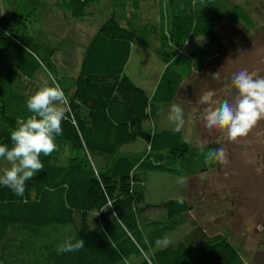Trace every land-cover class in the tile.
Returning <instances> with one entry per match:
<instances>
[{"label":"trees","instance_id":"trees-1","mask_svg":"<svg viewBox=\"0 0 264 264\" xmlns=\"http://www.w3.org/2000/svg\"><path fill=\"white\" fill-rule=\"evenodd\" d=\"M111 2L54 0V8L94 27L78 73L61 75V82L41 58L51 61L53 48L45 52L42 46L23 42L21 39L36 37L11 27V14L2 18L9 19V26H0V144L11 147L10 133L17 122L32 115L26 100L35 93L30 85L41 68L64 90L70 109L62 122L63 134L56 137V150L49 156L41 154L43 171L26 182L24 196L0 186L2 256L11 244L15 264H250L221 233L203 243L185 239L150 251L158 239L175 230L192 205L183 198L158 205L145 203L141 175L157 172L190 178L216 169L218 162L205 164L199 146L182 142V131L142 127L150 117L151 102L124 68L131 46H144L145 42L120 22ZM158 2L161 25L156 52L164 69L151 100L154 105L168 106L186 78L225 50L220 25L240 23L253 29L254 22L235 0ZM197 37H207L210 45L184 53L187 42ZM138 138L146 142L142 152L118 154L123 145ZM60 144L82 155L71 156L66 166L58 165L53 160H57ZM204 145L206 150L218 148L214 142ZM91 152L109 155L111 160L96 166L89 158ZM106 208L110 210L108 217L102 214ZM150 208L163 209L165 219L141 223L140 213ZM92 213L100 219L94 225L89 222ZM79 238L85 241L81 250L58 254L57 245Z\"/></svg>","mask_w":264,"mask_h":264},{"label":"rangeland","instance_id":"rangeland-1","mask_svg":"<svg viewBox=\"0 0 264 264\" xmlns=\"http://www.w3.org/2000/svg\"><path fill=\"white\" fill-rule=\"evenodd\" d=\"M53 2L0 0V26L8 28L9 19L2 18L11 14V27L21 28L28 36L36 37L21 39L23 42L42 46L45 52L53 48L51 61L43 56L41 58L47 61L49 72L61 82V75L66 73L76 76L78 73L94 27L89 22L70 18L54 8ZM235 2L248 10L254 28L248 29L240 23L234 26L220 25L218 32L226 45L225 50L207 61L200 72L186 78L172 102L183 108L185 124L182 133L189 144L199 146L201 143L214 142L218 148L226 150L228 163L218 162L216 169L185 178L183 184L178 182V177L146 172L141 175V185L144 202L147 204L158 205L163 201L183 198L192 205L190 212L180 217L181 223L175 230L164 237L169 243L159 244L150 251L185 239L203 243L208 237L221 233L234 244L248 263L264 264V119L259 120L247 136L230 142L226 132L207 130L201 118V114L209 107H216L224 100L235 102L238 92L231 83L235 73L247 70L256 77H264V0ZM111 3L120 22L145 42L144 46H131L124 68L130 79L146 91L151 102L150 117L143 121L142 127L150 131L174 129L175 125L168 119L172 103L160 106L154 105L151 100L164 69V62L156 52L160 46L158 32L161 25L158 0H112ZM101 14L98 11V15ZM97 19L93 22L97 23ZM209 45L207 37H197L190 39L182 51L188 53L199 46ZM217 71L220 72L219 80L212 76ZM32 80H36L30 85L34 91L38 90L44 80L52 85V80L42 68L34 74ZM60 145L55 154L57 160H53L58 165L66 166L71 156L82 155L68 145ZM145 148L146 142L138 138L123 145L118 154L133 155ZM89 158L96 166L107 165L111 160V156L99 152L89 153ZM7 166L6 160H0V172ZM109 211L106 208L102 214L108 217ZM164 219L165 211L161 208H150L139 215L141 223ZM99 220L97 213L90 214L91 225ZM2 246L0 264H15L11 244L3 256Z\"/></svg>","mask_w":264,"mask_h":264},{"label":"clouds","instance_id":"clouds-1","mask_svg":"<svg viewBox=\"0 0 264 264\" xmlns=\"http://www.w3.org/2000/svg\"><path fill=\"white\" fill-rule=\"evenodd\" d=\"M212 76L219 80L220 72ZM231 83L238 92L235 102L224 100L216 107H209L201 114V118L207 130L226 132L228 140L236 142L238 138L247 136L259 120L264 119V77H256L247 70H241L233 75ZM26 105L32 115L17 122L10 133L11 147L0 144V159L8 163L0 172V186L7 187L20 197L24 196L26 182L43 171L41 154L49 156L56 150V137L63 134L62 122L70 110L68 98L54 78L51 86L48 80H44L38 90L28 96ZM168 119L175 125L173 131L180 133L185 124L183 108L172 103ZM181 139L189 143L187 138L182 136ZM199 155L203 156L205 164L228 163L223 147L206 150L201 143ZM178 182L183 184L186 179L181 177ZM156 243L167 245L169 242L158 239ZM84 245L83 238L67 239L57 245V252H76Z\"/></svg>","mask_w":264,"mask_h":264}]
</instances>
